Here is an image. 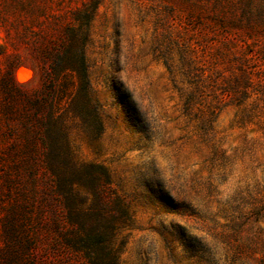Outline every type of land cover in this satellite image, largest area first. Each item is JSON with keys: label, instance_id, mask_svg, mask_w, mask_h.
<instances>
[{"label": "rangeland", "instance_id": "1", "mask_svg": "<svg viewBox=\"0 0 264 264\" xmlns=\"http://www.w3.org/2000/svg\"><path fill=\"white\" fill-rule=\"evenodd\" d=\"M253 7L251 28L226 31L198 0L98 5L85 56L102 133L91 144L71 124L68 136L76 157L100 164L109 176L108 192L127 205L129 219L111 241L120 249L118 264H264V0H253ZM166 31L178 37L192 62L190 71L183 66L174 77L160 55ZM4 34L0 16V44ZM171 47L179 64L178 47ZM13 51L27 56L21 45ZM6 63L0 55L1 70ZM14 76L29 82L27 90L42 84L40 73L25 64ZM194 87L196 102L185 111L184 97ZM132 104L148 119L149 135L127 122ZM4 125L0 112V134ZM11 139L0 136V147ZM11 160L0 164V220L13 201L31 214L13 250L0 229V264H84V258L54 248L45 225L51 198L41 171L35 170L39 179L32 181L25 159L22 170L8 171V190L1 170L13 166ZM161 186L182 205L165 209ZM94 197L87 192V203ZM172 223L200 241L195 254L184 250Z\"/></svg>", "mask_w": 264, "mask_h": 264}, {"label": "trees", "instance_id": "2", "mask_svg": "<svg viewBox=\"0 0 264 264\" xmlns=\"http://www.w3.org/2000/svg\"><path fill=\"white\" fill-rule=\"evenodd\" d=\"M38 1L2 0L0 3L5 32L0 55L7 59L3 70L0 68V112L5 119L0 136L12 137L0 147V164H4L6 157L14 159L13 166H5L1 174L12 191L8 171L22 170L24 160L26 163L28 160L30 179L37 182L39 175L35 170L41 171L40 179L51 198L46 205L50 219L45 225L55 237L54 248L84 258V264H118L120 249L112 246L111 241L129 219L127 205L120 195L108 192L109 176L100 164L76 157L68 136L71 124L91 144L102 133L99 103L91 90L85 56L92 22L102 0H80L75 5L69 3L71 0ZM198 3L211 12L214 25L226 31L253 25V0H198ZM165 33L168 41L160 55L167 71L172 77L183 66L190 71L192 62L176 42L178 37L172 36L171 31ZM18 45L26 49L25 59L13 51ZM174 45L180 52L179 64L170 56ZM8 46L13 50L8 51ZM21 64L29 66L34 74L40 73L39 89L27 90L24 87L29 82L15 79L14 71ZM196 91L194 87L184 97L185 111L196 102ZM125 117L136 131L149 135V121L136 105H130ZM14 119L17 124L11 123ZM87 192L95 196L91 203H87ZM159 200L170 211L182 205L162 186ZM30 214L31 208L13 201L1 218V235L11 250L25 222L30 223ZM171 226L190 256L200 249L197 247L200 241L182 225L172 223Z\"/></svg>", "mask_w": 264, "mask_h": 264}]
</instances>
